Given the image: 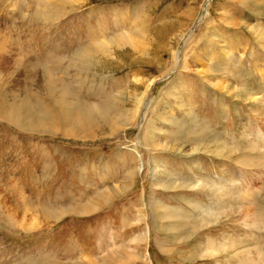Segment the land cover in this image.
<instances>
[{
	"label": "rangeland",
	"instance_id": "374dc122",
	"mask_svg": "<svg viewBox=\"0 0 264 264\" xmlns=\"http://www.w3.org/2000/svg\"><path fill=\"white\" fill-rule=\"evenodd\" d=\"M237 1L0 0V212L15 221L0 220V264H264V230L236 214L194 217L192 204L216 202L212 187H180L226 179L236 193L257 186L264 202V175L204 153L189 159L181 142V98L222 140H260L257 106L217 93L183 66L185 56L207 52L219 77L229 65L219 62L224 40L241 78L220 80L262 90L254 69H264L255 35L264 31V0L255 10ZM124 34L135 49L118 40L110 54L94 50ZM48 76L62 87L55 94ZM63 90L69 110L56 96ZM92 104L90 118L81 115ZM28 108L45 110L53 127L39 128ZM170 115L174 124L162 120Z\"/></svg>",
	"mask_w": 264,
	"mask_h": 264
},
{
	"label": "bare ground",
	"instance_id": "6f19581e",
	"mask_svg": "<svg viewBox=\"0 0 264 264\" xmlns=\"http://www.w3.org/2000/svg\"><path fill=\"white\" fill-rule=\"evenodd\" d=\"M249 1H253V3H251V5H250L251 9L255 10V9H257L258 6L260 7L258 0H240L239 2L241 3V5L244 4L242 6H246ZM261 1H260V4H261ZM262 2H264V1H262ZM231 24H233V23H231ZM253 30L255 31L256 28L255 27L251 28L252 32H253ZM255 35L257 36L259 43L262 44V46L264 47V31L257 29ZM118 40H121V44L123 46L129 45L134 49L137 47L136 43L131 39V37L124 34L123 36H120L119 38L118 37L112 38L109 41L110 45H108V43L104 40H97L94 44V50L96 52H98V54H100V53L108 54L109 53L108 51L111 52V47H110L111 45L117 44L116 45L117 47L120 45V44L118 45V42H117ZM223 41L219 43L220 44L219 49L222 51L221 52V59L219 60V62L227 63L230 66L228 65V67L224 70L225 72H223L222 75H220V76L223 77L225 74H227V77L230 79L232 78V80L234 78H236V79L241 78V77H238L239 74H237L238 67H236V65L238 62H237L236 58L232 57L230 50L227 48V46L225 45V43ZM90 55L92 56V54H90L89 52H85L83 55H81L79 62L87 65L90 61V58H89V57H91ZM174 56H176V55H174ZM174 60H175V57H174ZM175 61H177V60H175ZM213 61H214V57L212 55L208 54L207 52L203 53L202 55L197 54V53H193L192 55H190L189 58L188 57L186 58V56L184 57L183 66L187 70L194 72L196 75L202 77L205 80V82L213 90H214V88L216 89L217 93L221 92L222 95H224V96L226 95L225 97H231L234 100L237 99L240 102H243V103L245 102L247 105H249V107H252L250 105L257 106V107H252V108H253V111L256 113V115L261 119L260 125H258L260 135L257 136V138H259L260 140L258 141L257 144H255V142H253L251 140H249V142H248L246 140V138H244V137H241L239 142H236L233 140H231L230 142H228V141L226 142V141L222 140L218 135L213 134L210 130L201 126L202 124L199 123L198 120H196L195 116L194 117L190 116V115H192L190 112V109H192V108H189V104L191 101H190V99H188V100L182 102V98H181V99H178L179 102H176V104L180 106L184 103L182 106H184V105L186 106L185 119L183 121L185 122V125L187 126V129L185 127L187 134H186V136H183L184 138L181 137L184 139V140L181 139V142L184 143V144L182 143L183 147L184 148L186 147V150L184 153L189 159H191L193 157L197 158L202 153H204L211 158L213 157L215 159L224 160V161H222L223 163L234 162V164L240 165L241 167L244 166L246 169L253 170L256 174V177H260V175H264V90H263V87L261 85V84L264 85V69H262V70H255L254 69V72L256 71L255 73H257L259 76L258 77L259 83L257 85V88L262 89L260 91H257V89L255 90L252 88L251 83L248 86H245V85H247V83H245V81H243L240 85H237V86L233 85L232 83L229 85L228 82L226 83L225 81H221L222 78H220V76L219 77L215 76L216 73L211 70ZM197 64L199 66H196ZM184 67H182V68H184ZM192 67H195V68L193 69ZM213 70H215V68ZM227 71H229V73ZM50 76H48L47 81H49L48 84L51 88L50 90L52 91L53 94H55V87L59 86L60 89H62V87L58 83H56V81H54V79H52ZM227 77H225V78H227ZM254 77H255V74H254ZM243 80H245V79H243ZM150 86L148 85L149 88H150ZM149 88H148V90H146L144 92V94L139 99L137 98V100L135 101L136 104L137 103L139 104L141 100H144L146 98V96L148 95V94L146 95V93L149 91ZM237 88H241V90H240L241 92L237 93V91H236ZM172 92H173V90L169 92V95H172V97H173L175 94L173 95ZM57 94H58V92H57ZM261 94H263L262 97H261ZM68 95L69 94L67 93V91L63 90L60 92L59 95H56V96L58 98V101L61 103V107L66 108L68 106V110H69L71 107V103H66V101H65V97H68ZM222 98H224V97H222ZM76 104H78V103H76ZM149 104H150V100L147 103V107ZM224 106H227V104H224ZM30 107H31V104H30L29 108ZM92 107H95V105L94 106H93V104H92V106L85 105L84 107H82L81 115H86L89 117V112H91V113L95 112ZM29 108L27 109V111L25 113L33 114L34 116L39 118V121L41 122L40 124H38L39 128H42L45 125L44 124L45 121L48 123L46 125V127H49V128L53 127V123L50 121V116L45 110L38 112V111H34V109L31 110ZM138 109H139V107H138ZM63 111H61V112H63ZM135 111H136V113L139 112L137 110V107H136ZM118 114H119L120 120L121 119L129 120L130 119L124 113L120 112ZM25 116L28 119L29 116H27L26 114H25ZM135 117H136V115H135ZM143 117H144V115H143ZM170 117L171 118L163 117L162 120L166 123L174 124L173 123L174 122L173 116L170 115ZM64 118H65L64 120L66 121L67 118H66L65 114H64ZM113 118L116 119L115 116ZM68 119H70V118H68ZM114 119H113V121H114ZM162 120H161V122H162ZM36 121L38 123V120H36ZM29 123H30V121H29ZM152 124H151V126H152ZM114 125L115 126L119 125V123H117V121H114ZM177 125H179V123ZM153 127H154V132L161 131L157 126H154V124H153ZM180 129H181V127H180ZM152 137L154 138V136H152ZM152 141H153L152 144L158 145V144H155L154 140H152ZM156 143H158V142H156ZM160 174L161 175L164 174V171L157 174V178H158V175H160ZM225 176H227V175H225ZM154 178H155V175H154ZM232 182H234V184L237 183L236 180H233ZM158 183H159V180L156 181L155 185H159ZM262 184H264V183H261V185ZM229 185L230 184L226 183V179H223V181H219L216 183L214 181H210V180L208 182L207 181H201V185L198 184V182L197 183L193 182L191 179L189 181L186 180L184 182H181L180 187L181 188L186 187L189 189H199V187L206 188L207 186L212 187L211 192H212L213 196H216V202L214 204H212L209 208H204L203 206H201L198 203L192 204V208L196 212L194 217L207 216L210 219H213V217L217 216L218 214H223V213H225V214L228 213V214H233V215L236 214V215H241L244 218L251 219L253 225L260 227L262 230H264V202L257 195L258 187L257 186L254 187V186H251L249 184H246L243 187H241V192L236 193V192L231 191ZM163 187H164V185H163ZM235 200L239 201L238 204H236V205L234 204ZM7 212L6 211L0 212L1 222L6 223L9 227H15V224H14L15 221L13 219L14 215L13 216L10 215V213L12 211L9 214ZM191 216H193V215H191ZM235 243H237V242H235ZM232 247H233V244H232ZM203 252H205L206 254L207 253L212 254V249L209 246V241H207V244H205V246L203 248ZM208 257H209V255H208ZM237 264H252V263L248 260L247 262L242 261V262H239Z\"/></svg>",
	"mask_w": 264,
	"mask_h": 264
}]
</instances>
